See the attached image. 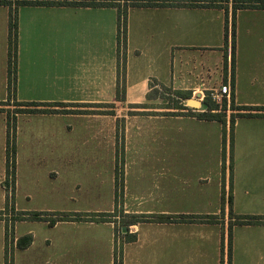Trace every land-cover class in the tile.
<instances>
[{
  "label": "crops",
  "instance_id": "obj_1",
  "mask_svg": "<svg viewBox=\"0 0 264 264\" xmlns=\"http://www.w3.org/2000/svg\"><path fill=\"white\" fill-rule=\"evenodd\" d=\"M231 22L230 4V29ZM225 26L218 8H133L120 47L117 9L21 7L11 91L9 9L0 6V104L14 95L10 102L82 112L17 115L11 207L8 117L0 112V212L10 210L0 220L4 264L12 213L20 219L10 264H115L121 214L221 217L130 226L137 239L122 238L123 264H227L230 224L232 264H264V224L229 217L231 209L264 218V9L237 12L235 54ZM226 84L231 105L256 109L251 116L232 110L225 123L199 120L169 114L148 97L153 88L199 97ZM77 168L84 210L70 211ZM73 214L114 217L66 221ZM23 238L31 243L20 249Z\"/></svg>",
  "mask_w": 264,
  "mask_h": 264
},
{
  "label": "trees",
  "instance_id": "obj_2",
  "mask_svg": "<svg viewBox=\"0 0 264 264\" xmlns=\"http://www.w3.org/2000/svg\"><path fill=\"white\" fill-rule=\"evenodd\" d=\"M232 5V22L231 29L229 23V5ZM0 6L7 7L9 9V86L10 90L14 91L16 86V53H17V22H18V10L25 6L34 7H77V8H113L117 9L119 14V45L120 47L126 45V33H127V19L128 12L133 8H218L226 12V26H225V41L228 45L229 38L232 40L233 54H235L236 46V14L242 9H264V0H0ZM121 51V50H120ZM234 63V59H233ZM118 66L121 71L125 69V59L119 58ZM120 86V78H119ZM184 97L183 100H188L192 97L191 93L178 91ZM14 95L9 97V102L12 100ZM149 99L150 94H149ZM211 100L206 99L204 104L207 106L206 112H199L198 114H189L190 116L196 117L199 120L206 121H217L225 123L226 115H221L218 111L219 106L210 102ZM16 110L14 115L11 116L9 111L0 109V112H6L8 117V136H7V184L10 185L12 181L13 187H15V175H16V121L17 115L20 114H49L59 113L62 114H82L80 111H50L43 110L42 107L48 106L40 103L23 104L14 102ZM226 104V103H225ZM10 106V104H1ZM65 106L64 104H55L54 107ZM226 108V105H225ZM179 111L188 110V108L181 104ZM226 110V109H224ZM232 110L239 112L237 117L251 116L246 112L256 110L249 107H237L232 103ZM235 116L232 117V122H235ZM13 177V180H12ZM117 173V189L120 191L122 183L120 182ZM11 187V186H10ZM14 193V190H13ZM118 196L119 193H118ZM230 206H232V197H229ZM111 215H68L65 216L66 221H96V220H107L106 217ZM41 214H34L33 219H41ZM131 220L126 224L127 226L139 225L142 223H214L217 222L218 217L216 216H130ZM230 219H235L237 224H264V218L261 217H248V216H234L230 209ZM58 219H61L60 216ZM61 221V220H58ZM55 222H51L53 225ZM232 226L230 224L229 238H228V261L227 264H232ZM124 237L127 238V243L135 242L137 239L136 235L126 234ZM31 243V238H23L18 241V247L24 249ZM123 246V245H122ZM121 248L115 246V264H123V251ZM120 249V250H119ZM10 258L5 256V263H10ZM224 264V260H223Z\"/></svg>",
  "mask_w": 264,
  "mask_h": 264
},
{
  "label": "rangeland",
  "instance_id": "obj_3",
  "mask_svg": "<svg viewBox=\"0 0 264 264\" xmlns=\"http://www.w3.org/2000/svg\"><path fill=\"white\" fill-rule=\"evenodd\" d=\"M204 96H205L204 100L201 101V103H202L201 108L200 109H193V106H189L187 104L188 100H191V99L198 100V99L194 98L193 96L188 100H183L184 96L182 94H180L177 90H173L172 88H153L150 92V98L155 100L154 107L159 108V109L163 108L164 110L168 109L169 114L189 115V114H198L199 112H206L207 106L204 104V101L206 99L211 100L210 101L211 103L219 106L220 111H218V112L221 115H225L226 111H232V105L229 104L226 99H215L214 100L211 97V92L204 93ZM5 104H10V106H5V105L0 104V109L9 110L11 116H13L14 112L16 110L15 103L10 102V103H5ZM181 104L186 106L188 108V110H185V111L176 110V108H179L181 106ZM225 105H226V108H225ZM224 109H226V110H224ZM74 174H75L74 182L72 183V185H74V188H73L72 194H71L70 187L68 189V197L72 196L74 201H72V202L68 201V205H65L64 207H68V209L70 211H76L78 209L84 210L83 205L81 206V205H79L80 203H77L78 199H81L82 192H81V190L77 191V187H76L77 181H82L84 176H83L81 169H78V168L74 172ZM12 180H13V177H12ZM8 189H9V195H10L8 200H9V206L11 207L14 205V202H15V199H14L15 193H13L14 187H13L12 181L10 182ZM57 189L60 190L59 186L57 187ZM16 197H17V194H16ZM16 202L18 204V200H16ZM55 207H56V209H59V208H61V205H56ZM9 211L7 208L6 212H0V220L5 219V217L8 218L7 212L9 213ZM130 216L131 215H123V214H121L119 216L115 215V217H120V220L116 221V223H117V225H116V238H117V247H119V248H121V246L124 244V242L122 241V238H125V242L127 241V238L124 237V235L130 234V232H129V231H131L129 228L130 226L126 225L131 220ZM113 217L114 216L111 215L109 217H106V219L113 221ZM19 219H20L19 215L15 214V213H12V216L10 217V219H6V220H10V223L8 224V222H7V225L10 226V228H13L12 230H10L9 227L7 229L6 254L10 258V260H11V253H13V250H14V245H13V241H12L14 239V231H13L14 230V224ZM219 219H221V217H218L217 220H219ZM142 224H146V223H142ZM124 228H127V233L123 232ZM118 237L119 238L121 237V240ZM118 239H119V241H118ZM1 241H3V239H2L1 228H0V243H1ZM2 246L3 245L0 244V264H4V252L2 250ZM122 251H123V246H122ZM10 263H11V261H10Z\"/></svg>",
  "mask_w": 264,
  "mask_h": 264
},
{
  "label": "built area",
  "instance_id": "obj_4",
  "mask_svg": "<svg viewBox=\"0 0 264 264\" xmlns=\"http://www.w3.org/2000/svg\"><path fill=\"white\" fill-rule=\"evenodd\" d=\"M194 98L203 101L205 96L204 94H200L199 97L196 96V94L193 96ZM211 97L215 99H226L229 104H231L232 99V88L230 84L222 85L219 89V91H213L211 92Z\"/></svg>",
  "mask_w": 264,
  "mask_h": 264
},
{
  "label": "water",
  "instance_id": "obj_5",
  "mask_svg": "<svg viewBox=\"0 0 264 264\" xmlns=\"http://www.w3.org/2000/svg\"><path fill=\"white\" fill-rule=\"evenodd\" d=\"M187 104L189 106H193V109H200L201 106H202L201 101H198V100H195V99L188 100ZM123 232L127 233V228H124Z\"/></svg>",
  "mask_w": 264,
  "mask_h": 264
}]
</instances>
